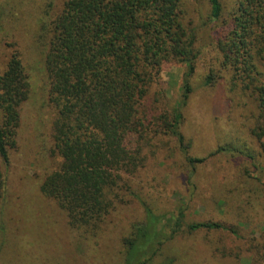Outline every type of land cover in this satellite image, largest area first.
Segmentation results:
<instances>
[{
  "label": "trees",
  "instance_id": "obj_1",
  "mask_svg": "<svg viewBox=\"0 0 264 264\" xmlns=\"http://www.w3.org/2000/svg\"><path fill=\"white\" fill-rule=\"evenodd\" d=\"M208 23L211 64L217 68L210 64L204 83L227 78L232 89L255 101L259 114L252 132L264 152V0H66L50 21L45 69L49 103L56 111L53 151L61 163L44 177L40 191L85 238L98 237L124 201L125 175L142 168L148 149L156 151L152 140L173 137L190 164L206 160L188 154L191 142L181 131V107L193 90L190 79L201 56V30ZM166 64L185 67L184 97L175 108L161 83ZM30 92L22 55L14 51L0 74V206ZM234 149L223 145L210 155ZM184 216L183 209L173 218L145 205L144 221L133 224L123 238L121 264H156L163 246L185 228L243 237L237 226L184 224ZM250 248L260 250L257 243ZM231 252L223 249V255ZM259 259L256 251L249 264ZM173 263L171 258L164 264Z\"/></svg>",
  "mask_w": 264,
  "mask_h": 264
},
{
  "label": "rangeland",
  "instance_id": "obj_2",
  "mask_svg": "<svg viewBox=\"0 0 264 264\" xmlns=\"http://www.w3.org/2000/svg\"><path fill=\"white\" fill-rule=\"evenodd\" d=\"M65 1L0 0V74L18 51L31 82L0 206V264H121L123 238L133 224L144 221L145 205L171 217L183 209L184 224L220 221L237 226L243 236L185 228L163 246L156 264L171 258L173 264H249L256 251L261 257L256 264H264V152L252 132L259 111L227 78L204 83L213 54L209 23L201 30V56L190 79L193 90L181 107V131L191 142L188 154L206 160L190 164L173 137L152 140L156 151L148 149L142 168L125 175L120 190L124 201L93 239L71 228L65 212L41 193L44 177L61 163L53 151L56 111L49 103L45 54L47 27ZM211 66L217 68L216 63ZM184 72L183 65L166 64L161 73L171 108L183 101ZM223 145L235 149L210 155ZM256 243L260 250L250 248ZM224 248L233 252L223 255Z\"/></svg>",
  "mask_w": 264,
  "mask_h": 264
}]
</instances>
